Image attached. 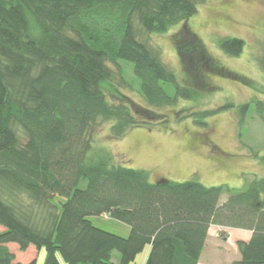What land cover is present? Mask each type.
Wrapping results in <instances>:
<instances>
[{"label":"trees","instance_id":"1","mask_svg":"<svg viewBox=\"0 0 264 264\" xmlns=\"http://www.w3.org/2000/svg\"><path fill=\"white\" fill-rule=\"evenodd\" d=\"M199 1L0 0V264H37L14 261L11 243L44 248L43 264H111L113 251L118 264H130L146 247L143 264H198L211 224L251 230L236 241L240 257L229 264H264V154H254L263 174L234 188L193 177L151 181L147 170L115 163L106 149L91 152L100 122H110L114 139L166 123L162 108L212 89L207 73L250 84L219 67L186 26L174 39L182 84L140 40L141 32L187 20ZM218 45L238 56L244 41L225 36ZM119 61L132 63L144 104L111 86ZM262 64L264 71V52ZM252 103L264 112V101L243 102L239 124ZM228 107L180 108L176 118L204 128ZM100 214L127 224L128 235L93 225L89 217Z\"/></svg>","mask_w":264,"mask_h":264},{"label":"rangeland","instance_id":"2","mask_svg":"<svg viewBox=\"0 0 264 264\" xmlns=\"http://www.w3.org/2000/svg\"><path fill=\"white\" fill-rule=\"evenodd\" d=\"M184 26L200 38L219 67L244 76L250 84L225 75L207 73L206 79L212 89L205 91L199 99L179 98L175 106L162 108L161 111L170 116L166 123L150 128L132 127L122 137L114 139L109 135L110 122H100L92 134L91 152L106 149L111 152L115 163L147 170L151 181H184L193 177L207 186L226 184L228 187H242L254 176L263 174V166L254 154H264V112H256L257 106L252 103L243 123L239 124L237 106L249 100L264 101V0H201L191 17L172 25L165 32H141L140 40L158 51L160 59L174 73L179 84L185 79V73L174 39L182 34ZM225 36L244 41L238 56H229L219 48L218 40ZM118 65L125 81L132 86L121 82L119 69L114 65H111L114 71L111 86L118 87L135 103L144 104L136 92L137 80L132 63L119 61ZM167 90L173 93L172 87ZM108 96L112 98L110 94ZM226 103H232L233 107L209 115L204 128L190 118H176V112H182L180 108L214 109ZM226 197L227 193H222L220 201ZM59 200L54 199L57 203ZM89 218L93 225L106 231L124 237L129 233L127 224L104 214ZM240 230L243 229L212 224V237L202 251V258L217 253L214 259H218V263L214 260L212 264H229L227 261L238 259L240 253L236 241ZM9 246L14 252V261L26 263L35 258L37 264H43L47 256L44 248L37 250L29 246L21 251L14 243ZM146 255L147 247L130 264H143ZM118 262L119 253L113 251L111 264Z\"/></svg>","mask_w":264,"mask_h":264},{"label":"crops","instance_id":"3","mask_svg":"<svg viewBox=\"0 0 264 264\" xmlns=\"http://www.w3.org/2000/svg\"><path fill=\"white\" fill-rule=\"evenodd\" d=\"M211 225L208 228L207 237H206L205 244H204V247H203L202 251L204 250V248H206V245H207V242H208L209 238L212 237V235L210 234ZM240 231L241 232H237V235H238L237 237H239L238 240L241 239V240L247 241L250 238V236H251V231L248 230V229L247 230L243 229V230H240ZM9 245L10 244H8V246ZM202 251H201V254H200V257H199V260H198V264H212L214 260L218 263V259H214V258H217V256H216L217 253L216 254L215 253L214 254L211 253V254H208V257L202 258V253H203ZM222 256L223 255H221V260L223 258ZM235 260H237V259H235ZM230 262L231 261H227V263H230Z\"/></svg>","mask_w":264,"mask_h":264}]
</instances>
